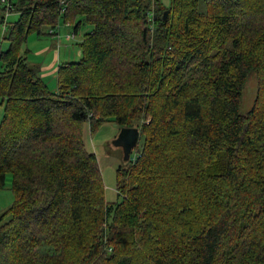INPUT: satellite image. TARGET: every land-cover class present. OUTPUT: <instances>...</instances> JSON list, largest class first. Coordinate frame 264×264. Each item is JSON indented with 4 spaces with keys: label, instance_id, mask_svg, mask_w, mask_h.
I'll return each mask as SVG.
<instances>
[{
    "label": "trees",
    "instance_id": "16d2710c",
    "mask_svg": "<svg viewBox=\"0 0 264 264\" xmlns=\"http://www.w3.org/2000/svg\"><path fill=\"white\" fill-rule=\"evenodd\" d=\"M9 1L0 189L11 176L14 202L0 215V264H264V0ZM61 15L92 31L50 93L19 49ZM85 122L91 134L105 122L139 130L116 203Z\"/></svg>",
    "mask_w": 264,
    "mask_h": 264
},
{
    "label": "rangeland",
    "instance_id": "374dc122",
    "mask_svg": "<svg viewBox=\"0 0 264 264\" xmlns=\"http://www.w3.org/2000/svg\"><path fill=\"white\" fill-rule=\"evenodd\" d=\"M159 1L165 6H167L169 4V2H170L169 0H159ZM153 2H154V0H153ZM1 13L3 15V19H2L3 23L0 24V51L1 52H5L9 48L8 41L4 40V36L6 34V31H7L6 29H7L8 25L10 23H12L13 21H17L18 17H16L15 20H12V17L15 16L12 13L6 15L5 10L1 11ZM0 21H1V19H0ZM58 21H59L60 24L55 29H52L51 31H52V33H54L57 30V33H61V35H65L66 34L65 33V31H66L65 29L67 27H62L61 26L63 24H66L64 22L63 15L60 16ZM148 21H149V24H150L149 26H150L151 30L153 31V29L155 28L154 7H153V5H152V8L148 11ZM91 28H92L91 26H89V25L84 23L80 27V30H79L75 40H74V38L70 39V40L62 39L64 36H62L61 38L55 37L54 39H50V37H42L41 36V38L39 40H37V39L35 40L34 37L35 36L39 37V36H37L36 33H31V34H29L26 37L25 42H23V44L20 46L19 54L22 55V56L26 55L28 61L30 59H31V61L33 60L34 63H32V64H34L35 66H36V64H41L42 61H48L51 58V55H52L53 59L54 60L56 59L54 67L58 70L60 64H62L61 63L62 57H60L61 51H62V54H64L67 50H70L72 52V57H74V61L79 60V58L81 56V53H80V55H78L77 54V50H76L77 48H79V45H78L79 40H81L85 34L90 33L92 31ZM71 30H73V28ZM56 42H59L58 46H56ZM45 46H52L51 51L47 52V53H44V54H40L39 56H37L36 51L41 49V48H43V47H45ZM59 52H60V55H58ZM55 54H56V56H54ZM47 73H49V70H47ZM41 79L46 84L48 90L51 91L50 93L56 92V90H57V83H56L57 73H56V79H54V80L53 79H49V78H43V77H41ZM257 84H258L257 75L252 73L248 77V80L246 82V85H245L243 93H242L240 113L243 114V115L249 114L250 111L252 110V108L254 107L256 96H257V93H258L257 92ZM5 100L6 99L3 100L2 98H0V105H2V106H0V118L2 117V114H3V103H4L3 101H5ZM148 122H149V120L145 121V123H148ZM105 124H107V123L106 122L102 123L100 125V128L103 125H105ZM108 124L114 126L117 129H119L114 123H108ZM88 126H89L88 130H89V133H90V136H89L90 140H94V138L96 137V134L99 131L98 130L95 134H91L92 131H91V127H90V122H85L82 125V128H81V135H82L83 143H84V133H85L84 129H87ZM84 147H85V145H84ZM111 148H112L111 142L110 143L106 142L105 143V149H106V152L109 150V156H110V153H112V149ZM122 153L121 154L119 153L120 159H121V157L123 155ZM135 158H136L135 155L132 156V160L133 161L135 160ZM96 163H97L98 168L100 169V174H101L102 172H101V168H100V162H99L97 157H96ZM120 163L121 164H120V166L118 168L123 166L124 161L122 160V161H120ZM118 168H117V170H118ZM117 170H116V175L118 174ZM102 182H103V186H104L103 179H102ZM116 195L118 197H120V193L118 192L117 188H116ZM104 197H105V194H104ZM13 202H14V195H13V191H12L11 176H8L7 179H6L4 188L0 189V215L5 210H7L12 205ZM105 202H106V199H105ZM90 224L91 223H89L87 226H89ZM90 228H94V227L91 226ZM96 228H99V231L100 230H105L106 229V225L104 224L103 226L96 227ZM104 238H105V240H107V233H105V237ZM110 251L111 250L109 249L108 252H110Z\"/></svg>",
    "mask_w": 264,
    "mask_h": 264
},
{
    "label": "crops",
    "instance_id": "0c3cea01",
    "mask_svg": "<svg viewBox=\"0 0 264 264\" xmlns=\"http://www.w3.org/2000/svg\"><path fill=\"white\" fill-rule=\"evenodd\" d=\"M30 1H34V0H30ZM11 13L13 15H15L12 17V20H15L16 17H19V15L17 13H15L14 11ZM0 19H3V15L1 12H0ZM61 26L67 27L65 29L66 30L65 35H61V33H57V30L54 33H52L51 30H46V31H44V35L42 37H50V39H54L55 37L61 38L62 36H64L62 39L70 40V39L74 38V40H75V38L77 37V34L80 30V27L76 31L74 29L73 25L63 24ZM72 28H73V30H71ZM40 38H41V36H39V37L35 36L34 37L35 40L36 39L39 40ZM82 40H83V38L81 40H79V43L77 42L78 45L82 42ZM58 45H59V42H56V46H58ZM51 49H52V46H45V47L37 50L36 54H37V56H39L40 54L50 52ZM76 50H77V54L80 55V53H81L80 48H77ZM58 55H60V52L58 53ZM54 56H56V54ZM60 57H62L61 63L75 62L74 57H72V52L70 50H67L64 54H62V51H61ZM55 62H56V59L54 60L52 55L48 61H42L41 64H36V66L34 64H32V63H34L33 60L31 61V59H30L28 61L29 65L31 67H33L39 71L41 77L49 78V79H53V80L56 79V73H57V69L54 67ZM0 70H1V65H0ZM47 70H49V73H47ZM56 83H57V80H56ZM88 129H89V126L87 129H84V131H85V133H84V145H85L86 151H88L90 154H93L95 157H97L99 162H100V168H101V172H102L101 175H102V179L104 181V186H105L104 187L105 188L104 194H105L106 202L107 203H115L117 201V198H118V196L116 195V188H117L116 170L121 164L120 161L123 160V155L120 159L119 153L121 154L122 151H121V149L114 147L112 145V142L117 138L120 129H117L114 126L109 125L107 123L99 129L94 140L89 139L90 133H89ZM106 142H108V143L111 142V145H112V148H111L112 153H110V156H109V150L106 152V149H105V143Z\"/></svg>",
    "mask_w": 264,
    "mask_h": 264
},
{
    "label": "water",
    "instance_id": "95a60500",
    "mask_svg": "<svg viewBox=\"0 0 264 264\" xmlns=\"http://www.w3.org/2000/svg\"><path fill=\"white\" fill-rule=\"evenodd\" d=\"M167 14L168 12H165L164 16L166 17ZM139 139V130L122 128L120 129L117 138L112 142V145L122 150L123 161L128 162L134 148L139 142Z\"/></svg>",
    "mask_w": 264,
    "mask_h": 264
},
{
    "label": "built area",
    "instance_id": "2783aa9c",
    "mask_svg": "<svg viewBox=\"0 0 264 264\" xmlns=\"http://www.w3.org/2000/svg\"><path fill=\"white\" fill-rule=\"evenodd\" d=\"M0 2L5 8L6 15L10 14L11 12H13V8H12L9 0H0ZM63 3H64V0L61 1V4H63Z\"/></svg>",
    "mask_w": 264,
    "mask_h": 264
}]
</instances>
